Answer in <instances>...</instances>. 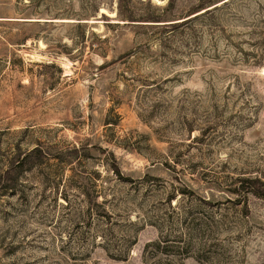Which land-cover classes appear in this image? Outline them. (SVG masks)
Segmentation results:
<instances>
[{
    "label": "rangeland",
    "instance_id": "1",
    "mask_svg": "<svg viewBox=\"0 0 264 264\" xmlns=\"http://www.w3.org/2000/svg\"><path fill=\"white\" fill-rule=\"evenodd\" d=\"M200 1L0 0V264H264V0Z\"/></svg>",
    "mask_w": 264,
    "mask_h": 264
},
{
    "label": "trees",
    "instance_id": "2",
    "mask_svg": "<svg viewBox=\"0 0 264 264\" xmlns=\"http://www.w3.org/2000/svg\"><path fill=\"white\" fill-rule=\"evenodd\" d=\"M218 0H202L200 1L193 9V11L189 14L192 15L188 17L187 19H184L182 21L191 19L201 13H206V12H212L214 8L218 6L216 4ZM215 4V5H214ZM213 5V6H212ZM125 18L122 19H129V20H137L134 18L133 15L126 16L124 15ZM143 21H162V20H169V19H163L161 15H155L152 17H144L143 19H139ZM182 21H174L170 23H165V24H176L178 22ZM80 148L77 146H74L73 148L70 149V152L73 156H78L79 155ZM45 156L44 150L41 146L37 145L27 151L19 152L17 153L11 160L10 165L6 168V170L0 174V185H4L5 187H13L15 184V180L17 179V173L20 168L24 166H31L34 165L38 162H40ZM112 169L113 171L119 175L120 177L123 176L122 169L117 162L116 158L114 157L112 161ZM238 187L234 188L233 190L235 192H240L242 189L243 190H249L252 193L263 196L264 197V180L258 176H241L238 177Z\"/></svg>",
    "mask_w": 264,
    "mask_h": 264
}]
</instances>
